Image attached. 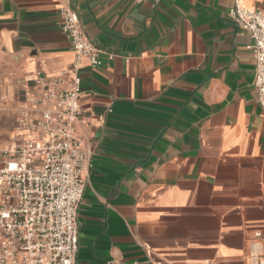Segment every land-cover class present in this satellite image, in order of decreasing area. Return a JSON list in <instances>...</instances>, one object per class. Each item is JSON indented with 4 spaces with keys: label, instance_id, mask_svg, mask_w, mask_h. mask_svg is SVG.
<instances>
[{
    "label": "crops",
    "instance_id": "0c3cea01",
    "mask_svg": "<svg viewBox=\"0 0 264 264\" xmlns=\"http://www.w3.org/2000/svg\"><path fill=\"white\" fill-rule=\"evenodd\" d=\"M233 2L72 0L115 55L81 66L76 264H264V108ZM59 16L58 0H0V147L38 116V72L73 76Z\"/></svg>",
    "mask_w": 264,
    "mask_h": 264
},
{
    "label": "built area",
    "instance_id": "2783aa9c",
    "mask_svg": "<svg viewBox=\"0 0 264 264\" xmlns=\"http://www.w3.org/2000/svg\"><path fill=\"white\" fill-rule=\"evenodd\" d=\"M58 3L59 28L76 51L73 76L66 81L38 72L28 93L38 116L23 121V138L0 147V264H76L79 207L90 167L75 134L82 116L81 66L88 60L98 67L104 55H115L87 34L72 0ZM228 14L252 39L254 85L264 108V10L234 0Z\"/></svg>",
    "mask_w": 264,
    "mask_h": 264
}]
</instances>
